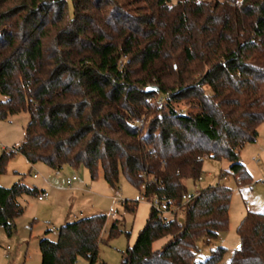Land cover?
<instances>
[{"label": "trees", "instance_id": "1", "mask_svg": "<svg viewBox=\"0 0 264 264\" xmlns=\"http://www.w3.org/2000/svg\"><path fill=\"white\" fill-rule=\"evenodd\" d=\"M0 93V120L30 114L24 139L0 156V176L16 152L57 170L83 164L115 188L124 175L142 196L173 202L152 206L121 264H221L227 248L200 260L199 242L228 229L233 190L183 195L206 158L230 162L220 179L253 184L241 149L264 122V0H0ZM23 194L40 192L0 183L9 235ZM106 222L100 213L60 226L57 240H40L41 264H97ZM120 231L116 220L109 236ZM237 231L228 264H264V212L248 210Z\"/></svg>", "mask_w": 264, "mask_h": 264}, {"label": "rangeland", "instance_id": "2", "mask_svg": "<svg viewBox=\"0 0 264 264\" xmlns=\"http://www.w3.org/2000/svg\"><path fill=\"white\" fill-rule=\"evenodd\" d=\"M6 98L0 93V101ZM29 121L28 112L0 120V156L4 149L10 151L21 143ZM259 133L257 141L247 143L241 149L242 161L253 178L252 185L239 187L232 173L220 179L221 173L229 170L230 162L214 158L204 160L203 180L188 182L191 193L217 183L233 190L229 227L210 244L199 242L200 260L209 257L213 249L224 246L227 252L221 264H228L234 251L241 245L237 229L247 211L264 212V122L259 127ZM34 173H38V176L34 177ZM74 175L78 180L71 188L67 185V179ZM18 181L37 187L40 193L44 189L49 192V196L43 200H39L37 194H23L19 197L25 211L16 219L15 231L9 235L0 225V264H41L39 244L43 237L57 240L60 226L77 218L100 213L107 215V222L97 264H121L127 249L136 243L140 230L145 227L152 208L151 199L142 196L140 190L124 175L120 176L119 186L115 188L106 181L102 171L96 179H92L83 164L78 167L66 164L57 170L42 161L32 164L22 153L16 152L1 174L0 183L11 187ZM126 200L130 203L138 201L134 212L126 209ZM179 218L182 220L184 217L179 215ZM116 220L121 231L110 237V227ZM166 240L163 238L155 242L154 247H161ZM76 264H89V261L79 256Z\"/></svg>", "mask_w": 264, "mask_h": 264}, {"label": "built area", "instance_id": "3", "mask_svg": "<svg viewBox=\"0 0 264 264\" xmlns=\"http://www.w3.org/2000/svg\"><path fill=\"white\" fill-rule=\"evenodd\" d=\"M164 99L160 100V104L162 105ZM38 176V173H34V177H37ZM77 179V176H73L72 178H69L67 180V185L69 187H73V183L74 181ZM199 180H203V176H201L199 178ZM199 191H196V192H189V193H186L183 195V199L184 200H191L193 199L194 197L197 196ZM47 196H49V192L48 191H42V193H40L38 195V198L39 200H43L44 198H46ZM117 201H119L120 199L119 198H116ZM151 202H152V206L159 212H165V211H169L171 209V206H172V200L171 199H168V200H161L157 197L151 199ZM110 214H114V212H111Z\"/></svg>", "mask_w": 264, "mask_h": 264}, {"label": "water", "instance_id": "4", "mask_svg": "<svg viewBox=\"0 0 264 264\" xmlns=\"http://www.w3.org/2000/svg\"><path fill=\"white\" fill-rule=\"evenodd\" d=\"M148 91H159V88L157 86H149Z\"/></svg>", "mask_w": 264, "mask_h": 264}, {"label": "crops", "instance_id": "5", "mask_svg": "<svg viewBox=\"0 0 264 264\" xmlns=\"http://www.w3.org/2000/svg\"><path fill=\"white\" fill-rule=\"evenodd\" d=\"M68 179H69V178H68ZM68 179H67V180H68ZM77 180H78V177H77V179L74 181V183H73V187L75 186V182H76ZM73 187H72V188H73ZM43 191H45V190L43 189Z\"/></svg>", "mask_w": 264, "mask_h": 264}]
</instances>
